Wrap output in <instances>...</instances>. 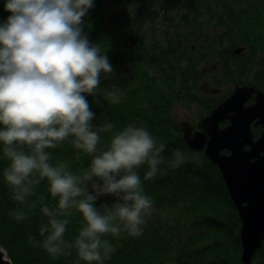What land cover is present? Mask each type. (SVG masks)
Wrapping results in <instances>:
<instances>
[{
  "label": "trees",
  "instance_id": "16d2710c",
  "mask_svg": "<svg viewBox=\"0 0 264 264\" xmlns=\"http://www.w3.org/2000/svg\"><path fill=\"white\" fill-rule=\"evenodd\" d=\"M166 1L175 2L173 11L178 21L173 36L167 40H154L152 37L153 43L148 46L142 40L144 35L138 29L132 30L131 22L134 23V20L135 28H138L137 19L131 16L135 5L123 7L121 13H116L114 16L117 15L119 21L122 19V23L112 21L108 30L103 20L109 8L105 0H93V7L82 18V29L91 44L101 47L102 54L107 56L113 68L110 75L106 74L100 80V87L94 95L82 93L90 111L95 114L91 123L93 130L100 134L97 152L88 154L77 149L71 136L59 142L56 148L46 151L51 153V164L66 163L73 175L79 176L84 184L88 183L91 193L92 181L88 182L85 177L90 172L93 157L110 147L112 138L128 125L147 128L157 144L166 146L162 154L164 160L158 166L160 171L154 178L145 179L149 170L147 164L137 169L144 194L152 200L153 210L141 225V235H130L123 230V223L117 221L122 229L119 236L111 233L101 236L116 249L103 264H241V220L223 176L204 152L194 151L187 146L182 127L176 123L170 111L179 100L185 103L189 100L188 104L192 107L199 104L201 113L210 111L222 101L223 96H219L217 90L205 91L199 86L202 76L198 62L215 55L210 41L216 29L223 31L217 40L221 47L218 57L226 70L223 69L220 77L213 75L215 86L223 82L222 77L227 79L224 82L245 83L244 76L250 68L257 70L258 64L264 67V0ZM5 2L0 0V24L11 15L4 9ZM123 24L128 28L124 33L119 32ZM184 28L195 31L206 28L205 39L194 47L196 53L191 52L192 47L187 53L181 51L179 45H183L180 41L185 33ZM224 38L235 39L238 45L244 44L245 47V51L234 56L237 58L233 60L236 66L234 71H231L232 58L229 55L233 56L234 48L225 50L222 44ZM184 59L186 63L181 65ZM247 62L251 64L248 69L245 67ZM152 69L154 72H151ZM187 70L197 73L198 78L195 80L194 76L185 75ZM255 75L263 76L264 72ZM260 85L263 87L264 82ZM112 92L118 98L116 103L109 95ZM107 124L113 127L100 131ZM3 147L0 143V247L13 264H99L81 259L74 246L85 224L82 213L75 207L69 209V215L58 217L69 221L63 239L72 243L73 247L55 258L42 247L44 236L40 235V228L50 227L49 217L42 208L44 205L58 208L59 197L51 195L49 181L44 178L33 186L32 195L23 204L13 199V189L3 175L10 165ZM177 149L189 156H198L201 163L197 165L190 160L178 168H172L170 161ZM23 150L30 151L27 146ZM194 176L199 177V181H194ZM98 179L93 177V181ZM115 200L112 194H105L98 197L94 206L103 213L101 206H111ZM20 210L25 212V218L17 220L11 213ZM48 234L45 233V236ZM29 237L37 246H33ZM101 251L103 253V249ZM255 264H264V246Z\"/></svg>",
  "mask_w": 264,
  "mask_h": 264
},
{
  "label": "clouds",
  "instance_id": "9594fccd",
  "mask_svg": "<svg viewBox=\"0 0 264 264\" xmlns=\"http://www.w3.org/2000/svg\"><path fill=\"white\" fill-rule=\"evenodd\" d=\"M91 7L93 0H6L4 9L11 15L0 24V143L10 160L3 175L13 189V199L23 204L44 178L51 195L59 197L58 208H42L50 223L40 228L42 247L54 258L73 247L63 239L69 221L58 217L69 215L75 207L85 221L74 242L78 255L103 264L116 249L101 236H119L122 229L117 221L130 235L142 234L141 225L153 204L144 194L137 169L147 164L145 179L154 178L166 146L157 144L147 128L128 125L91 160L85 177L92 181L91 193L88 183L73 175L66 163H50L51 153L46 149L56 148L70 136L77 149L97 152L100 134L91 123L95 114L82 93L94 95L101 73L109 74L113 68L101 47L91 44L83 32L82 18ZM109 95L118 102L115 92ZM112 127L107 124L100 131ZM24 146L30 151H24ZM173 156L172 168L190 160L201 163L198 156L179 149ZM93 177L99 179L93 181ZM105 194L116 200L111 206L103 204L102 213L94 202ZM11 215L25 218L23 210Z\"/></svg>",
  "mask_w": 264,
  "mask_h": 264
},
{
  "label": "water",
  "instance_id": "95a60500",
  "mask_svg": "<svg viewBox=\"0 0 264 264\" xmlns=\"http://www.w3.org/2000/svg\"><path fill=\"white\" fill-rule=\"evenodd\" d=\"M237 48L236 51H240ZM255 95V102L246 103ZM264 124V92L252 86L237 85L233 94L220 103L209 117L201 119L195 131L193 124L182 121L184 138L194 150L205 149V154L223 173L230 195L236 204L242 226L240 238L246 264L264 238V131L253 139L250 123ZM229 119L230 125L220 128L219 122ZM210 139L207 143V136ZM250 145L246 149V145ZM228 149L230 155L221 153ZM0 264H13L6 251L0 247Z\"/></svg>",
  "mask_w": 264,
  "mask_h": 264
},
{
  "label": "rangeland",
  "instance_id": "374dc122",
  "mask_svg": "<svg viewBox=\"0 0 264 264\" xmlns=\"http://www.w3.org/2000/svg\"><path fill=\"white\" fill-rule=\"evenodd\" d=\"M96 1V0H95ZM131 2V3H130ZM164 2H166L167 6H168V12L167 13H161V9L162 6L161 4H164ZM133 3V4H132ZM174 3L175 2H171L168 3V1L166 0H105V4L106 6L109 8L108 13H105V18L103 20L104 25L106 26L105 28L107 29L108 24L111 21H115V22H121L122 23V19L119 21L118 17L116 15V17L114 16L116 13H121V10L123 7H130L132 5L134 6V12L131 13V16H134V19H137L138 22V28H135V20L134 23L131 22L133 24L132 30L134 29H138V31L141 32L142 35H145L143 37L142 40H144V42L150 46L153 42L152 41V36H151V28H152V22L151 20L156 18V21L159 23V26H161V28L163 27L165 30H168L171 28H169V26L167 25V23H164L163 25H161V20L162 21H166V19H168V15L170 17V11L173 12V15H175V11L174 8ZM173 5V6H171ZM111 15V17H110ZM113 15V16H112ZM129 20L131 19L130 17L128 18ZM129 22V21H128ZM104 27V26H103ZM103 29V31H106V29ZM127 27V26H126ZM128 29V28H127ZM127 29H123V28H119V32L121 31L122 33H124L125 30ZM158 31H160V29L156 28ZM206 36L202 37V40L205 39ZM161 38V40L163 39V37L161 36H154V40L155 39H159ZM225 40V38L223 39ZM207 42H204V44H206ZM223 47L225 50H227V48L232 47L234 48V53L235 54H239L243 51H245V47L244 44H239L236 43V40H225L222 42ZM241 46H243V49H241ZM240 47V51H236L237 48ZM164 51V50H161ZM159 51V52H161ZM166 53V51H164ZM206 60H201V62L199 63V67L205 69V74L203 76V82L202 85L204 87L202 88H206V87H210L212 85V89L214 87H217V91H219V96H227V94L229 93V91L233 90L235 85L238 83H230V82H224L227 81V79L225 77H222L223 82L219 84V86H215L213 84V82L211 80H209L210 77H212L214 74L217 75L218 77H220L225 69V65H223L218 56L212 55L210 57H206ZM250 60L254 61L253 59H251V57L249 58ZM186 63V59L182 60L181 65H184ZM143 64V63H142ZM250 65L248 62L246 64V69L250 68ZM255 65V64H254ZM257 70H251L248 71V74H246L244 76L245 78V83H253L255 85H260L261 82H264V75L260 76V75H255V74H261L264 72V67L260 66L258 64ZM224 69V71H223ZM252 71L253 73H255L254 75H252ZM151 72H154V69L151 70ZM214 72V74L212 73ZM212 73V74H210ZM105 73H101L100 79L101 77L105 76ZM187 102H183L182 100L176 101V103H174V105L172 106L171 109V114L173 115L174 120L176 121V123H180L184 120H188L191 123H193L194 125H197V123H199V121L202 118L201 112H200V105L199 104H194V106L192 107L191 105H189L188 103L190 102L189 100H186ZM182 131V129H181ZM180 132V131H178ZM264 246V241L263 244L260 248H262Z\"/></svg>",
  "mask_w": 264,
  "mask_h": 264
},
{
  "label": "bare ground",
  "instance_id": "6f19581e",
  "mask_svg": "<svg viewBox=\"0 0 264 264\" xmlns=\"http://www.w3.org/2000/svg\"><path fill=\"white\" fill-rule=\"evenodd\" d=\"M162 6V9H161V13H167L168 12V6L166 4V2H164V4H161ZM176 13V12H175ZM178 21V18H177V15H173V12L170 11V17L168 15V19L166 21H162L161 20V25H163L164 23H168V24H171L169 26V31L168 30H165L163 27L161 28V26H159V23L156 21V18L152 19L151 22H152V27L154 28L152 31H151V36L154 37V36H161L163 37L165 40H167L168 38L172 37L173 36V31L175 29V23ZM156 28L160 29V31H158ZM207 28V27H206ZM206 28H203L202 30H199V31H195L193 28L188 30H185L186 28H184L183 30H185V33L181 39V43L183 45H179L180 48H181V51L187 53L189 52V49L190 47H192V53H196L197 51L194 49L195 45H197V43H200L202 41V37L205 36V29ZM222 32L221 30H218L216 29L215 30V35L211 38V45H212V50L214 52V54L216 56H220L221 55V47L219 45V42L217 40L218 37H220L222 35ZM230 57L232 58L231 59V71H234L236 69V66L233 62V60H237V58H235V53L233 54V56L231 54H229ZM205 69L203 68H200V72H201V79L199 81V86L201 87H204L202 85V82H203V76L205 74ZM214 74V72H212ZM210 73V74H212ZM185 75L187 76H194L195 80L198 78V74L197 73H194L192 70H187L185 72ZM209 80H211L212 82H214V77H210ZM245 81V80H244ZM245 83H241L240 86H243ZM236 87H234L235 89ZM217 90V89H216ZM207 136V143L205 145L208 144V141L210 139V136L209 135H206ZM205 149H197L198 152H204L205 153ZM207 156V155H205ZM241 220V226H242V219ZM261 241H264V238L261 239ZM3 249V248H2ZM243 244L241 245V253H240V262L241 264H246L243 256H244V253H243ZM4 250V249H3ZM261 248H260V245L256 248V250L254 251V253L250 256V261L248 264H255L256 260L258 259L259 257V252H260Z\"/></svg>",
  "mask_w": 264,
  "mask_h": 264
}]
</instances>
